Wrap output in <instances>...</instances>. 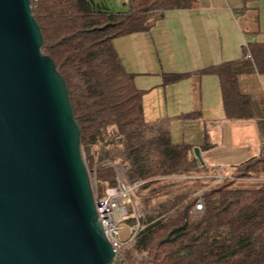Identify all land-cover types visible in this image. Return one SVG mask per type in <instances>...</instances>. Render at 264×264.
Segmentation results:
<instances>
[{"label": "trees", "instance_id": "obj_1", "mask_svg": "<svg viewBox=\"0 0 264 264\" xmlns=\"http://www.w3.org/2000/svg\"><path fill=\"white\" fill-rule=\"evenodd\" d=\"M195 2L129 0L125 9L116 11L102 0H31V8L43 35L41 50L51 57L67 86L86 167L91 171L95 167L98 196L116 184L114 169L101 165L103 160L118 164L130 184L143 181L132 194L141 202L142 229L124 246L125 260L264 264V185L237 186L236 178L224 179L202 191L203 209L191 217L198 195L197 189L187 187L193 179L186 176L208 173L209 167L200 164L192 145L173 143L171 118H145L144 92L135 86L134 75L124 68L113 45L117 37L149 31L165 11L192 8ZM249 49L256 69L264 72V45L252 43ZM239 62L199 71L218 77L221 104L230 120L252 116L253 98L237 84ZM185 76L164 74L163 85ZM259 127L264 140V126ZM110 143H117L120 150L110 154L106 148ZM232 169L237 178L264 175V147L260 157ZM128 223H134L133 217Z\"/></svg>", "mask_w": 264, "mask_h": 264}, {"label": "water", "instance_id": "obj_2", "mask_svg": "<svg viewBox=\"0 0 264 264\" xmlns=\"http://www.w3.org/2000/svg\"><path fill=\"white\" fill-rule=\"evenodd\" d=\"M42 43L31 0H0V264H110L80 128Z\"/></svg>", "mask_w": 264, "mask_h": 264}, {"label": "crops", "instance_id": "obj_3", "mask_svg": "<svg viewBox=\"0 0 264 264\" xmlns=\"http://www.w3.org/2000/svg\"><path fill=\"white\" fill-rule=\"evenodd\" d=\"M252 43L264 45V0H196L192 8L165 11L149 31L113 39L124 68L144 92L145 118H171L173 143L198 147L209 167L203 174L207 177L199 179L200 188L208 185L212 167L232 168L262 153L264 72L253 64ZM248 51L251 58L246 57ZM229 61H240L237 84L253 98L250 118L228 119L218 77L199 73ZM176 73L187 76L163 85L164 74ZM201 145L208 148L201 150ZM240 184L264 185V175Z\"/></svg>", "mask_w": 264, "mask_h": 264}, {"label": "built area", "instance_id": "obj_4", "mask_svg": "<svg viewBox=\"0 0 264 264\" xmlns=\"http://www.w3.org/2000/svg\"><path fill=\"white\" fill-rule=\"evenodd\" d=\"M246 57L251 58V54L248 51L246 53ZM261 156V154H260ZM259 156V157H260ZM101 165H109L111 166L115 173L116 184L114 186L106 187L102 196H98L96 190V179H95V169L94 177H92L91 172L88 170V175L91 183L92 194L95 202V207L98 215V219L101 223L103 233L110 243L113 250V259L110 264H129L123 255V248L126 244H128L142 229V226L139 221V217L143 215L141 206L137 208L134 207V204L131 200V195L133 194L134 189L141 185L143 181H136L133 184H130L124 178L123 171L121 167L113 163L109 160H103L100 162ZM211 175L208 176L209 181L208 185L200 189V191L194 192V194L198 195L197 202L195 206L190 211L191 217H196L200 211L203 209V202L201 198L202 191L212 186L215 183L221 182L224 179H237L243 180L244 178H237L234 175V169L228 168L224 165H216L211 169ZM187 178H191L193 180H199L201 178L207 177L203 174H193L186 176ZM166 177H160V179H164ZM246 179V178H245ZM248 179V178H247ZM131 210L129 212L128 207ZM133 217L134 223L128 227V235L123 237L122 228L124 221ZM141 255H138L140 257Z\"/></svg>", "mask_w": 264, "mask_h": 264}, {"label": "rangeland", "instance_id": "obj_5", "mask_svg": "<svg viewBox=\"0 0 264 264\" xmlns=\"http://www.w3.org/2000/svg\"><path fill=\"white\" fill-rule=\"evenodd\" d=\"M103 1V0H102ZM129 0H104V2H106L108 4V7L111 8V9H125L126 8V4ZM107 150L109 151L110 154H114L116 152H118L120 150V146L117 144V143H110V144H107ZM82 156H83V159H84V162L86 164V161H85V155L83 154V151H82ZM95 169V167H94ZM87 170H89V168H87ZM91 171V170H89ZM92 174V177H94V170L93 172H91ZM247 179V178H246ZM245 178L243 180H246ZM207 181V180H206ZM238 181V184H236L237 186H245L243 184H240V182L242 180H237ZM200 180H192L191 183L189 184V186H187L188 188L190 189H197V192L200 191V187L198 186H201L199 184ZM207 183H209V181H207ZM198 185V186H197ZM249 185V184H248ZM246 187V186H245ZM131 200L134 204V207L135 209L137 210V208L139 206H141V202H140V199L138 197H136L135 195H131ZM129 208V206L127 207ZM128 219L127 218L125 221H124V224H123V228H122V235L123 237H126L128 235V227L130 226L129 223H128Z\"/></svg>", "mask_w": 264, "mask_h": 264}]
</instances>
